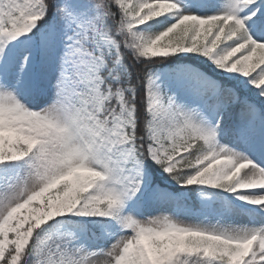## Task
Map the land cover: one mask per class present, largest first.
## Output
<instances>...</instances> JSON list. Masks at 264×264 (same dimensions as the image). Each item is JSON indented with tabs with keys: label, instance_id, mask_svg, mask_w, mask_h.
Instances as JSON below:
<instances>
[{
	"label": "rangeland",
	"instance_id": "374dc122",
	"mask_svg": "<svg viewBox=\"0 0 264 264\" xmlns=\"http://www.w3.org/2000/svg\"><path fill=\"white\" fill-rule=\"evenodd\" d=\"M113 2L135 54L205 59L264 103V0ZM48 3L0 0V264H21L28 249L31 264H264V129L220 133L214 123L235 92L190 65L150 73L151 157L170 172L192 131H204L216 138L190 181L199 199L209 205L235 182L226 209L207 215L179 208L171 190L146 198L105 0H57L36 38ZM244 17L257 49L227 23Z\"/></svg>",
	"mask_w": 264,
	"mask_h": 264
},
{
	"label": "trees",
	"instance_id": "16d2710c",
	"mask_svg": "<svg viewBox=\"0 0 264 264\" xmlns=\"http://www.w3.org/2000/svg\"><path fill=\"white\" fill-rule=\"evenodd\" d=\"M47 5L48 17L41 23L39 29L35 33L40 35L43 31V27L48 26L51 16L54 13L53 0H48ZM105 11L108 14V25L112 36L119 43V53L122 58V62L125 68V73L120 75L119 86L122 90H127L126 94L128 96V101L131 102L135 107L136 116V127L134 131L135 145L137 147L138 155L140 159L145 163L147 169L150 172V183L154 187H165L170 186L175 191L185 190L184 194L180 198V204L183 206H188L189 208L196 209L197 207H202L197 198V188L196 186L188 185L189 180L195 176L199 171L196 166L197 155L211 145V139H206L204 134L200 131L192 132V138L200 139L196 142L193 147L187 150L179 159L178 165L171 171H166V165L154 162L149 153L148 146L150 145L149 131L151 130L153 123L151 122V112L149 110V104L147 100V80L148 74L151 70L157 68L169 66L174 67L179 63H191L197 67H200L208 74L212 75L218 79L223 86L234 87L241 98L242 101L247 103L256 104L254 101V96L250 92L244 90L241 86L237 84L234 80L225 78L222 74L211 65L207 60L197 58L195 56L182 57L181 55H173L168 58L163 57H144L135 54L134 51L128 49L126 45H129L128 38H123L118 27L119 19L122 15L121 9L113 2V0H105ZM233 29L238 32V35L242 38L243 42L248 45H253L252 34L253 29L250 27L248 19L243 21H237L232 24ZM244 26L247 29H243ZM248 32V33H247ZM116 90V89H115ZM260 107V103H257ZM264 107V104L262 105ZM264 116V111H263ZM228 120V117H226ZM257 121V116L254 118ZM230 126V123L227 125ZM243 126V125H242ZM191 138V139H192ZM222 190H227L229 188L228 184L220 186ZM222 201V200H220ZM217 203H215L216 205ZM21 264H25L22 262Z\"/></svg>",
	"mask_w": 264,
	"mask_h": 264
},
{
	"label": "bare ground",
	"instance_id": "6f19581e",
	"mask_svg": "<svg viewBox=\"0 0 264 264\" xmlns=\"http://www.w3.org/2000/svg\"><path fill=\"white\" fill-rule=\"evenodd\" d=\"M251 187H253V186H250V189L246 188V190H248L249 192H254V191L258 190V189H261V188H258V187H254V188H251Z\"/></svg>",
	"mask_w": 264,
	"mask_h": 264
}]
</instances>
